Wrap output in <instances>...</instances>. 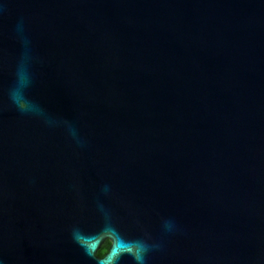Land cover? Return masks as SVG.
Instances as JSON below:
<instances>
[{
	"label": "water",
	"instance_id": "95a60500",
	"mask_svg": "<svg viewBox=\"0 0 264 264\" xmlns=\"http://www.w3.org/2000/svg\"><path fill=\"white\" fill-rule=\"evenodd\" d=\"M141 258L264 264V0H0V264Z\"/></svg>",
	"mask_w": 264,
	"mask_h": 264
},
{
	"label": "trees",
	"instance_id": "16d2710c",
	"mask_svg": "<svg viewBox=\"0 0 264 264\" xmlns=\"http://www.w3.org/2000/svg\"><path fill=\"white\" fill-rule=\"evenodd\" d=\"M103 253H104V250L103 249H99V250L96 251V255L97 256H102Z\"/></svg>",
	"mask_w": 264,
	"mask_h": 264
},
{
	"label": "flooded vegetation",
	"instance_id": "af4514ba",
	"mask_svg": "<svg viewBox=\"0 0 264 264\" xmlns=\"http://www.w3.org/2000/svg\"><path fill=\"white\" fill-rule=\"evenodd\" d=\"M109 245V242L108 241H106V246H108ZM104 254V253H103Z\"/></svg>",
	"mask_w": 264,
	"mask_h": 264
},
{
	"label": "clouds",
	"instance_id": "9594fccd",
	"mask_svg": "<svg viewBox=\"0 0 264 264\" xmlns=\"http://www.w3.org/2000/svg\"><path fill=\"white\" fill-rule=\"evenodd\" d=\"M140 264H142V258H141Z\"/></svg>",
	"mask_w": 264,
	"mask_h": 264
}]
</instances>
